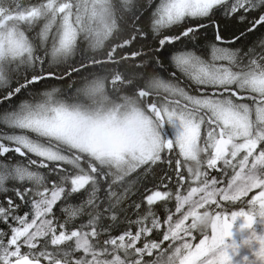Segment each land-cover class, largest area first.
Wrapping results in <instances>:
<instances>
[{
  "label": "snow or ice",
  "instance_id": "obj_1",
  "mask_svg": "<svg viewBox=\"0 0 264 264\" xmlns=\"http://www.w3.org/2000/svg\"><path fill=\"white\" fill-rule=\"evenodd\" d=\"M151 4L37 0L22 7L18 0H0V88L6 90L0 103L48 78L72 81L69 89L77 82L74 76L83 78L73 96L52 88L35 102L24 101L0 114L7 129H0V157L9 160L5 154L16 153L27 158L26 164L0 160V193L12 192L30 204V212L19 215L22 204L11 197L0 203V221L11 231L9 237L0 230V264H232L228 250L235 253L238 246L226 239L233 235L234 223L242 218L241 228L252 229L257 216L264 218V147L257 152L264 145V48L241 54L229 45L245 33L226 36L214 19L162 35L189 19L210 18L218 8L225 17L264 8V0H159L149 26L158 45L140 44L126 52L147 36L140 21ZM246 19L239 16L241 22ZM250 23L249 32L264 25V14ZM210 26V59L187 47L171 55L175 67L196 85V94L174 82L175 73L164 79L134 70L146 69L150 61L165 68L161 58L170 46H197L201 31ZM16 77L18 86L10 88ZM173 153L178 157L174 161ZM160 162L169 168L174 162L175 212L181 213L175 223L168 216L163 241L183 243L162 249L163 241L147 240L140 247L142 236L160 226L151 211V228L144 224L146 215L129 220L121 234L112 233L126 211L121 205ZM181 168L190 181L186 195L179 191L185 187ZM208 170L221 171L226 185L218 187L223 180L209 179ZM49 176L56 179L49 181ZM9 182L31 186L10 188ZM253 189L260 191L248 202L249 210L224 209L222 202L239 201ZM78 193L85 198L63 208L66 218L61 221L54 206ZM172 196L153 191L147 204ZM201 212L206 213L201 217L206 228L197 230L194 218ZM85 214L86 223H74ZM133 223L139 225L135 233ZM193 232L203 237L196 244L184 239L195 240ZM253 240L259 243L255 256L264 264V235L252 231L244 243ZM154 251L155 258L146 259Z\"/></svg>",
  "mask_w": 264,
  "mask_h": 264
},
{
  "label": "trees",
  "instance_id": "obj_2",
  "mask_svg": "<svg viewBox=\"0 0 264 264\" xmlns=\"http://www.w3.org/2000/svg\"><path fill=\"white\" fill-rule=\"evenodd\" d=\"M18 2L21 4L22 7H28L31 4L37 3V0H18ZM139 4L146 5L147 0H137ZM159 3V0H152L151 6L146 7L143 10V14L141 16L140 23L143 25V28L145 32H147V36L142 38L138 42H134L132 46H129L128 49H125L126 52H129L130 50H138L140 44H144L145 47L147 46H157L158 45V39H153L152 33L150 31V20H151V13L155 7L156 4ZM245 15L247 19L243 22L239 20L240 15ZM264 14V8H260L255 11H251L250 13H238L234 14L230 17H225L223 14V8H218L214 10V13L212 17L210 18H203L201 20H187L186 23L173 26L169 30H165L162 35H171V34H178L180 31H182L185 26L191 25L193 22L196 23H209L210 19H214L218 24H220L224 29V35L226 36H232V35H239V33L244 32L245 35L241 37L240 40H237L234 44L230 45V47L233 48H240L242 53H245L248 51L249 48H255L256 51L263 46L261 45V41L264 40V25H258L252 31H247L248 28L251 27V21L258 19V17ZM29 35L34 36L35 31L32 33H29ZM127 35V34H125ZM207 36L209 39L206 40L204 37ZM213 36V29L210 26L209 30L205 33L201 31L200 38L196 42L197 46H194L192 43H188L186 46L182 45L181 43H176L169 47L168 52L166 53L165 57H162V63L165 65V68H159L155 65L154 61H150L149 65L146 69H139L135 68V71L138 72H148V73H155L158 74L160 77L164 79H172L171 73H175V80L174 82H178L181 87H184L186 90H189L191 94H196V85L192 83L183 73H181L173 64L171 60V55L174 51L180 50L182 47H187L188 49L194 50L198 55H201L205 59H210V49L208 47L209 40ZM162 38V37H160ZM129 63H133V61H129ZM135 63H139V58H135ZM171 67H174V71ZM19 79V77H16L13 79L10 88H15L18 86L16 80ZM77 82L74 84V86L69 89L68 84L72 83V81L65 79V80H56L53 78L45 79L35 86L30 87L27 90L21 91V93L17 94L16 96L12 97L10 102H4L0 103V114H2L5 111L12 110L13 108H16L19 106L20 103L24 101L28 102H35V100L40 98V93H43L45 91H50L52 88H59L61 92L59 95L61 96H73L75 93V90L77 87H80L83 78L82 77H73ZM20 82H23L22 80ZM6 94V90L3 88H0V95ZM0 129L7 130L4 128V125L0 124ZM31 155V154H30ZM173 156V154H170ZM175 155V153H174ZM6 157H10L9 160H5V157H0V160H5V162L15 163L17 161H22L23 163H27V158L20 157L19 154L16 153H8L5 154ZM36 158V157H32ZM178 157H174V160ZM38 159V158H36ZM173 160V161H174ZM174 162L172 168H169V165L167 163L160 162L156 166L153 167V170L145 175V177L142 179L140 184L137 186V189L134 190V194H132L129 199L124 201V203L121 205L122 208H124L126 211L120 215L121 225L120 227L114 231L113 235H119L121 234L122 230L128 226V221H137L144 216L148 215L149 211L155 215V217L159 221V227L158 228H152L150 233H147L142 236L141 242L138 243V246L142 247L143 243L147 240H153L157 243H160L163 241V236L165 234L164 224L167 222V218L169 215H173L175 208H176V200H175V193L177 191L176 186V177H175V171H174ZM33 169L35 170V166H33ZM40 171H46L43 169H40ZM181 172L185 175V187L179 189V191H183L185 189H189L188 186L190 184V181L188 180V173L186 168H181ZM209 171V179L212 177H216L218 180H225L226 177L223 176V173L221 171L219 172H212V170ZM171 177V179H169ZM163 178V179H161ZM56 179L55 176H49V181ZM223 186L226 185L227 181H223ZM166 185V186H165ZM8 186L11 188L13 186L15 187H25V186H31L27 184V182L24 185L19 184L18 182H9ZM191 186H197L196 184H191ZM260 190V189H259ZM83 191V190H82ZM153 191H161V192H172L173 196L171 199L167 200H161L155 202L153 205L149 206L147 204L146 197L148 195H151ZM251 196V195H250ZM250 196L241 197L239 201L235 202H222L224 209L228 211L229 213L231 211H239L241 208H244L245 210H249V201H251ZM7 197H11L15 200L16 203L22 204V206L17 210V214L23 215L25 212H30V204L24 205L23 202L19 200L18 197H15L14 193L9 192L7 194L0 193V203L6 204ZM85 198L82 196V194H73V197H69L67 200H61L57 202V205L54 206V213L57 217L60 218L61 221L66 218V213L62 211L63 208H66L68 205H79L81 203V200ZM218 199V198H217ZM135 203H138L140 205L139 208L135 207ZM212 208H215V205H212ZM87 215H83L80 217H77L74 223L77 225L79 223H86L87 222ZM151 220L152 216L148 215V219L144 221L145 226L151 228ZM110 223V221H106ZM9 223H13L12 221H9ZM191 220L186 221V224H190ZM139 225L136 223H133L131 225V230L133 233L138 230ZM0 230H3L9 234V237L11 235L10 228L8 227L7 223H4L0 221ZM183 235V233H182ZM193 235L196 237L194 242H198L203 237L198 232H193ZM7 240V237L5 238ZM163 244V243H162ZM157 254L156 251L153 252V255ZM150 259V258H146Z\"/></svg>",
  "mask_w": 264,
  "mask_h": 264
},
{
  "label": "rangeland",
  "instance_id": "obj_3",
  "mask_svg": "<svg viewBox=\"0 0 264 264\" xmlns=\"http://www.w3.org/2000/svg\"><path fill=\"white\" fill-rule=\"evenodd\" d=\"M261 147H264V145L258 146L257 152H259ZM241 155H243V153H241ZM172 157L174 160L175 155H173ZM228 171L231 174V169H229ZM212 172H219V171L212 170ZM223 181H227V179ZM217 186L223 187V184H220ZM188 190L189 189H185L180 192L183 195H186ZM259 191H260L259 189H253L251 192L248 193L247 196L251 195L250 198L252 199L253 196H257L259 194ZM176 204H177V201H176ZM186 210H187V205L182 211H186ZM180 217H181V213H176L174 211L172 215V222L175 223V221L178 220ZM242 224H243V219L242 218L238 219L233 225V229H232L233 235L226 239V243L231 244L233 241H235V243L238 246L235 253H233L231 248L228 250L229 255L232 257V264H262V262L258 261L255 256V252L259 249V243L253 240L250 244H245L244 241L251 237L252 231H255L257 235H264V218L257 216L256 223L253 225L252 229H242L241 228ZM164 229H165V232H167V229H168L167 222L164 224ZM184 239L188 240L189 242L193 244H196L199 242L198 241L195 243L191 237H184ZM181 243H183V240H177L175 241L174 244H173V241L171 240L163 241V244H161V248L162 249L168 248L170 244H173V246L175 247V246H179ZM26 250H27L26 248H22V251H26ZM169 251H171V249H169ZM156 255L157 254H154L152 257H148V258L153 259L155 258Z\"/></svg>",
  "mask_w": 264,
  "mask_h": 264
},
{
  "label": "clouds",
  "instance_id": "obj_4",
  "mask_svg": "<svg viewBox=\"0 0 264 264\" xmlns=\"http://www.w3.org/2000/svg\"><path fill=\"white\" fill-rule=\"evenodd\" d=\"M205 214L206 213L201 212V213H199V215L197 217L194 218L195 219V225H196V229L197 230H202V229L206 228V225L201 222V217H203Z\"/></svg>",
  "mask_w": 264,
  "mask_h": 264
},
{
  "label": "bare ground",
  "instance_id": "obj_5",
  "mask_svg": "<svg viewBox=\"0 0 264 264\" xmlns=\"http://www.w3.org/2000/svg\"><path fill=\"white\" fill-rule=\"evenodd\" d=\"M257 10H258V9H257ZM241 12L243 13L242 10H241ZM238 13H240V12H238ZM238 13H236V14H238ZM249 13H250V12H249ZM195 24H197V23H196V22H193L191 25H195ZM187 26H189V25H187ZM187 26H185V27H187ZM257 26H258V25H257ZM257 26H256V27H257ZM253 29H254V28H253ZM229 46H230V45H229ZM262 48H264V45L258 50V52L261 51ZM241 54H243V53L241 52ZM209 57H210V56H209ZM171 68H172V70L174 71V67H171ZM173 73H174V72H173Z\"/></svg>",
  "mask_w": 264,
  "mask_h": 264
}]
</instances>
